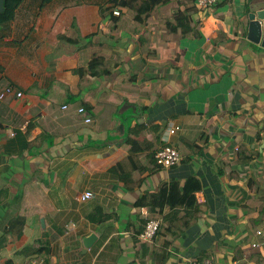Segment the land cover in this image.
<instances>
[{
	"label": "crops",
	"instance_id": "crops-1",
	"mask_svg": "<svg viewBox=\"0 0 264 264\" xmlns=\"http://www.w3.org/2000/svg\"><path fill=\"white\" fill-rule=\"evenodd\" d=\"M249 4L158 0L137 21L111 0H24L0 24V93L23 94L0 99V264L263 261L264 48L247 39ZM167 145L171 168L155 159ZM190 177L194 210L137 207Z\"/></svg>",
	"mask_w": 264,
	"mask_h": 264
},
{
	"label": "trees",
	"instance_id": "trees-1",
	"mask_svg": "<svg viewBox=\"0 0 264 264\" xmlns=\"http://www.w3.org/2000/svg\"><path fill=\"white\" fill-rule=\"evenodd\" d=\"M24 0H5L3 12L0 13V24H4L13 20L17 8ZM140 1V3H137ZM116 6L129 7L136 11L135 20L140 21L142 15L150 11V9L158 3V0H111ZM137 4V7L135 6ZM98 59H93L90 62L89 68L92 69L97 66ZM135 142H132L131 153L135 152ZM129 176H120V179L127 180ZM201 189L200 182L194 178H188L182 185L179 181L171 180L169 184L163 185L159 192L153 196H143L137 203V207L148 206L152 209H162L167 203L170 204L172 209L185 208L186 210L196 208V200L194 192ZM191 215L196 216L197 211ZM189 222H185V226H188Z\"/></svg>",
	"mask_w": 264,
	"mask_h": 264
},
{
	"label": "built area",
	"instance_id": "built-area-1",
	"mask_svg": "<svg viewBox=\"0 0 264 264\" xmlns=\"http://www.w3.org/2000/svg\"><path fill=\"white\" fill-rule=\"evenodd\" d=\"M199 10L204 12H210V10L220 1V0H193ZM115 15H119V11L114 12ZM15 95L17 98L22 97V93L19 91H15L12 86H8L4 89L3 92L0 93V99H4L7 96ZM79 113H83L85 110L84 108H80ZM85 122H90V119L87 118ZM181 128L177 126H173L168 129L170 134H174L179 131ZM156 162L159 166L164 168H171L177 165L180 161V154L178 150L171 146H163L156 152L155 155ZM94 198V194L91 191H86L80 196L81 202H86ZM161 226V220L156 218L148 219L144 228L139 235V238L146 242H151L159 233ZM258 234H261L258 232ZM253 247H256V244H253ZM193 264H215L211 259L203 258L200 260L195 261ZM264 264V258L261 263Z\"/></svg>",
	"mask_w": 264,
	"mask_h": 264
},
{
	"label": "water",
	"instance_id": "water-1",
	"mask_svg": "<svg viewBox=\"0 0 264 264\" xmlns=\"http://www.w3.org/2000/svg\"><path fill=\"white\" fill-rule=\"evenodd\" d=\"M5 0H0V13L3 12ZM248 20L247 39L264 48V0H250ZM95 235L85 238L86 248H90Z\"/></svg>",
	"mask_w": 264,
	"mask_h": 264
}]
</instances>
